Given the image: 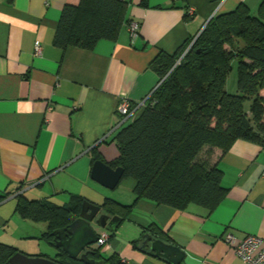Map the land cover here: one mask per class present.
<instances>
[{
  "label": "crops",
  "instance_id": "1",
  "mask_svg": "<svg viewBox=\"0 0 264 264\" xmlns=\"http://www.w3.org/2000/svg\"><path fill=\"white\" fill-rule=\"evenodd\" d=\"M124 1L138 32L131 35L124 24L116 40L102 39L87 50L53 43L62 7L79 0H0V242L54 258L61 252L41 237L47 224L19 216L17 198L65 204L78 195L100 206L105 198L130 206L114 214L101 207L96 218L104 226L94 225L96 233H108L101 255L119 264H171L143 245L153 224L162 232L158 237L183 250L179 264H244L224 236L264 238V145L237 139L218 153L227 192L211 211L134 202L130 178L123 192L107 194L90 173L93 151L108 163L118 156L113 135L120 128V98L136 105L158 84L152 61L161 52L173 54L215 14L240 3L256 12L259 0Z\"/></svg>",
  "mask_w": 264,
  "mask_h": 264
},
{
  "label": "trees",
  "instance_id": "2",
  "mask_svg": "<svg viewBox=\"0 0 264 264\" xmlns=\"http://www.w3.org/2000/svg\"><path fill=\"white\" fill-rule=\"evenodd\" d=\"M141 5L146 6L147 0ZM127 9L124 0L65 4L53 43L62 49L92 50L102 39L116 40L122 26L131 22ZM233 61L236 94L226 90ZM151 66L159 75L158 84L134 117L114 133L118 156L107 163L123 168L121 179L135 181L134 202L146 198L181 210L200 206L211 211L227 192L222 172L212 161L213 148L224 153L237 139L264 145V0H259L256 15L243 3L215 14L195 37L186 39L173 54L161 52ZM97 159L103 160L93 151V162ZM83 200L73 195L58 205L19 195L15 211L24 219L45 222L47 230L41 237L54 245L52 232L69 225ZM101 207L109 214L130 208L111 198H105ZM148 230L156 237L162 234L154 224ZM58 250L61 253L54 258L61 264H85ZM18 251L0 242V264ZM88 254L119 264L114 256H102L100 248L93 247Z\"/></svg>",
  "mask_w": 264,
  "mask_h": 264
},
{
  "label": "water",
  "instance_id": "3",
  "mask_svg": "<svg viewBox=\"0 0 264 264\" xmlns=\"http://www.w3.org/2000/svg\"><path fill=\"white\" fill-rule=\"evenodd\" d=\"M123 176L121 166L112 167L107 162L97 159L93 162L90 177L100 185L113 189ZM101 206L87 199L82 201L78 215L66 227L54 230L56 235L54 245L67 254L70 259L80 260L87 257V249L97 241L94 225L103 227L102 217L96 218ZM143 245L148 244L150 250L156 255L166 258L171 264H179L183 258V250L166 242L160 237L146 233L141 237ZM86 249V250H85ZM4 264H61L55 258L44 255H30L22 251L13 254ZM96 264H105V260L96 261Z\"/></svg>",
  "mask_w": 264,
  "mask_h": 264
},
{
  "label": "built area",
  "instance_id": "4",
  "mask_svg": "<svg viewBox=\"0 0 264 264\" xmlns=\"http://www.w3.org/2000/svg\"><path fill=\"white\" fill-rule=\"evenodd\" d=\"M186 12L188 15H193L194 9L188 7ZM128 28L131 35H135L138 30V23L131 21ZM34 46L35 54H39L41 51L39 42L36 41ZM145 100L138 102L136 105H132L125 96L121 97L116 108L120 117L118 125L121 126L132 119L136 114V110L144 104ZM97 236V241L92 247L101 249L108 242V233L103 230L97 232ZM224 240L231 246L235 255L238 256L244 264H264V238L249 234L243 239L235 241L232 235L227 233L224 236Z\"/></svg>",
  "mask_w": 264,
  "mask_h": 264
},
{
  "label": "rangeland",
  "instance_id": "5",
  "mask_svg": "<svg viewBox=\"0 0 264 264\" xmlns=\"http://www.w3.org/2000/svg\"><path fill=\"white\" fill-rule=\"evenodd\" d=\"M253 15H256V12H251ZM195 37V36H194ZM182 57V56H181ZM180 57V58H181ZM180 58L179 59H177L176 60V62L175 63H177V61L178 60H180ZM179 62V61H178ZM236 85H237V70H236V61H233L232 63H231V70L229 71V74H228V76H227V81H226V90H227V92H229V93H232V94H236L237 93V87H236ZM245 109L248 111V105H249V101H246L245 102ZM115 147H116V145H115ZM213 155H212V161H215V159H216V157H217V155H218V153L220 152V149H218V148H213ZM124 180H126V178H123L122 179V181H121V183H120V185L118 186V187H115V188H113V189H106V191L105 192H107V194H113V195H116V193H113L115 190H116V192H118V191H122L123 192V190H125L124 189V187H123V184H124ZM116 188H118V189H116ZM58 201V200H57ZM60 202H57L58 204H62V203H64V202H61V200H59ZM88 259H90V261H94V259H92V258H90V257H88Z\"/></svg>",
  "mask_w": 264,
  "mask_h": 264
},
{
  "label": "flooded vegetation",
  "instance_id": "6",
  "mask_svg": "<svg viewBox=\"0 0 264 264\" xmlns=\"http://www.w3.org/2000/svg\"><path fill=\"white\" fill-rule=\"evenodd\" d=\"M91 248H93V247H91ZM85 250H86V249H85ZM89 250H91V249L89 248ZM89 250L87 249V251H89ZM88 257H90V255L87 253V257H85L84 259H82V261H83L85 264H95L96 261H99V259H95V258H93V257H90V258L94 259V261H90V259H88ZM76 259L80 260L79 257L76 258ZM73 260H75V259H73ZM100 260H101V259H100ZM80 261H81V260H80ZM105 264H107V263H105Z\"/></svg>",
  "mask_w": 264,
  "mask_h": 264
}]
</instances>
